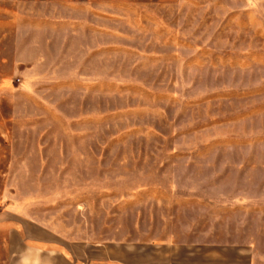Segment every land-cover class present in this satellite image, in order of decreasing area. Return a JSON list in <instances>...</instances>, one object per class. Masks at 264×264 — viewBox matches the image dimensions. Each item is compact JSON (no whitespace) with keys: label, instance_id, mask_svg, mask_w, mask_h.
<instances>
[{"label":"rangeland","instance_id":"obj_1","mask_svg":"<svg viewBox=\"0 0 264 264\" xmlns=\"http://www.w3.org/2000/svg\"><path fill=\"white\" fill-rule=\"evenodd\" d=\"M32 222L264 264V0H0V264Z\"/></svg>","mask_w":264,"mask_h":264},{"label":"crops","instance_id":"obj_2","mask_svg":"<svg viewBox=\"0 0 264 264\" xmlns=\"http://www.w3.org/2000/svg\"><path fill=\"white\" fill-rule=\"evenodd\" d=\"M165 218L173 226L175 217ZM31 224L37 230L22 228V238L27 248L47 257L51 264H243L244 256L251 261L247 246L227 243L209 227L200 229L202 223L197 224L199 228L184 226L180 237L166 226L154 240L139 242L73 241L52 228ZM227 252H233L234 263L226 262Z\"/></svg>","mask_w":264,"mask_h":264}]
</instances>
